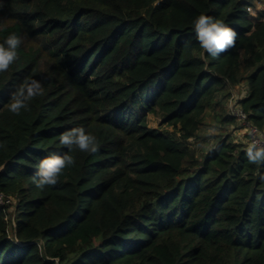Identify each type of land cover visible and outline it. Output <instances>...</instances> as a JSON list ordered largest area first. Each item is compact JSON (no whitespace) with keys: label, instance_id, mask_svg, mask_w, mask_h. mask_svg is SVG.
<instances>
[{"label":"trees","instance_id":"1","mask_svg":"<svg viewBox=\"0 0 264 264\" xmlns=\"http://www.w3.org/2000/svg\"><path fill=\"white\" fill-rule=\"evenodd\" d=\"M257 2L0 0V42L23 38L0 73V264H264V162L229 137L200 147L209 109L244 81L239 104L264 131ZM200 14L231 27L235 46L204 52ZM25 77L44 92L14 115ZM149 114L173 131L150 127ZM79 126L99 150L73 151L76 165L37 188L40 161L68 152L59 137Z\"/></svg>","mask_w":264,"mask_h":264},{"label":"clouds","instance_id":"2","mask_svg":"<svg viewBox=\"0 0 264 264\" xmlns=\"http://www.w3.org/2000/svg\"><path fill=\"white\" fill-rule=\"evenodd\" d=\"M193 30L200 48L210 56H218L235 46L236 32L222 20L212 16L205 14L197 16L193 21ZM22 42L23 38L16 33L9 34L0 42V73L6 72L19 58L17 50ZM43 92L40 81L25 77L11 94L7 108L14 115H20L22 109L30 110L29 103L43 95ZM59 142L68 149V152L53 153L40 161L34 183L41 190L46 186L56 185L64 170L76 165V158L71 154L73 151L93 154L100 147L97 137L83 126L65 131L60 135ZM0 147L3 145L0 144ZM246 156L250 164L260 165L264 162V147H257L254 142L250 143Z\"/></svg>","mask_w":264,"mask_h":264},{"label":"rangeland","instance_id":"3","mask_svg":"<svg viewBox=\"0 0 264 264\" xmlns=\"http://www.w3.org/2000/svg\"><path fill=\"white\" fill-rule=\"evenodd\" d=\"M247 88V82L244 81L236 88H227L219 94L218 100H220L222 103L220 106L209 109L205 118V124L200 130V147L209 150L217 143L220 138L223 137H229L230 140L234 141L235 143L241 144L242 146L248 145L249 128H247L246 123L239 119L234 124L222 122L223 116L230 113V111L235 107V105H233V102L236 100V97H238V95H244ZM148 124L150 127L155 129L173 131V127L164 124L162 122V118L156 114L148 115ZM5 202V198L0 195V203ZM13 209V207L10 208L11 214L14 213ZM10 235H14V229L12 226L10 227Z\"/></svg>","mask_w":264,"mask_h":264},{"label":"built area","instance_id":"4","mask_svg":"<svg viewBox=\"0 0 264 264\" xmlns=\"http://www.w3.org/2000/svg\"><path fill=\"white\" fill-rule=\"evenodd\" d=\"M263 7H264V0H258L257 6L256 7L250 6L248 8V11L251 14L256 15L257 11L262 9ZM240 98H241V95H238V97H236V100L233 102V105H235V107L233 108V110L230 111V114L236 117L237 119L243 121L244 123H246L247 128H249L248 145L254 142L257 147H264V131L258 129L257 127H255L253 124H251L248 121L246 112L242 109V107L239 104ZM7 202H10V201L7 200Z\"/></svg>","mask_w":264,"mask_h":264},{"label":"water","instance_id":"5","mask_svg":"<svg viewBox=\"0 0 264 264\" xmlns=\"http://www.w3.org/2000/svg\"><path fill=\"white\" fill-rule=\"evenodd\" d=\"M0 195H1V192H0Z\"/></svg>","mask_w":264,"mask_h":264}]
</instances>
